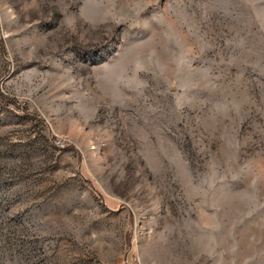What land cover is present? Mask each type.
I'll return each instance as SVG.
<instances>
[{
    "label": "rangeland",
    "instance_id": "obj_1",
    "mask_svg": "<svg viewBox=\"0 0 264 264\" xmlns=\"http://www.w3.org/2000/svg\"><path fill=\"white\" fill-rule=\"evenodd\" d=\"M0 264H264V0H0Z\"/></svg>",
    "mask_w": 264,
    "mask_h": 264
},
{
    "label": "trees",
    "instance_id": "obj_2",
    "mask_svg": "<svg viewBox=\"0 0 264 264\" xmlns=\"http://www.w3.org/2000/svg\"><path fill=\"white\" fill-rule=\"evenodd\" d=\"M85 181L87 182V185H90L99 195H100V197H101V199H103L104 200V197H103V195H101V193L96 189V187H95V185L92 183V181L91 180H89V179H85Z\"/></svg>",
    "mask_w": 264,
    "mask_h": 264
}]
</instances>
